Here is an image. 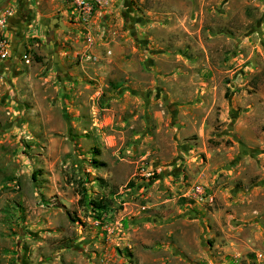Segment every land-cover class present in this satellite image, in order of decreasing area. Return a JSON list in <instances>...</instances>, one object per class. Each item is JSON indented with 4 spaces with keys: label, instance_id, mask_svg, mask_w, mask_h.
Instances as JSON below:
<instances>
[{
    "label": "rangeland",
    "instance_id": "1",
    "mask_svg": "<svg viewBox=\"0 0 264 264\" xmlns=\"http://www.w3.org/2000/svg\"><path fill=\"white\" fill-rule=\"evenodd\" d=\"M35 1L0 60V264H257L264 0H108L92 43Z\"/></svg>",
    "mask_w": 264,
    "mask_h": 264
},
{
    "label": "built area",
    "instance_id": "2",
    "mask_svg": "<svg viewBox=\"0 0 264 264\" xmlns=\"http://www.w3.org/2000/svg\"><path fill=\"white\" fill-rule=\"evenodd\" d=\"M68 7L67 19L71 24L77 25L83 34V38L92 43L94 40V16L97 11L108 5V0H64ZM15 9L12 5H1L0 0V60L7 59L13 55L11 50V42L7 35V21L14 13ZM100 29V27L96 28ZM15 56V55H14ZM24 61L29 62L27 54H22ZM204 193L200 184H193L187 192V196L196 199ZM254 258L257 264H264V249L254 252Z\"/></svg>",
    "mask_w": 264,
    "mask_h": 264
},
{
    "label": "crops",
    "instance_id": "3",
    "mask_svg": "<svg viewBox=\"0 0 264 264\" xmlns=\"http://www.w3.org/2000/svg\"><path fill=\"white\" fill-rule=\"evenodd\" d=\"M54 1V0H50ZM64 0H58L57 3L61 5L60 16L62 17L63 22L67 21V5H63ZM125 1L122 2V4ZM1 5H12L15 9L14 13L8 18L7 21V29L16 39L23 40L24 37H43V24L42 21V12L40 8L37 6V2L35 0H1ZM97 11L95 13L94 18H96ZM44 19V18H43ZM70 28L68 27L67 30ZM59 28H55L53 31L49 30V35L52 37L55 33H57ZM18 47V46H17ZM11 50L13 51V55L8 57L6 60L10 62L16 61L15 58V44L11 43Z\"/></svg>",
    "mask_w": 264,
    "mask_h": 264
},
{
    "label": "water",
    "instance_id": "4",
    "mask_svg": "<svg viewBox=\"0 0 264 264\" xmlns=\"http://www.w3.org/2000/svg\"><path fill=\"white\" fill-rule=\"evenodd\" d=\"M48 27L50 30L59 28L62 30H67L68 27L64 24L62 17L59 15H53L48 19Z\"/></svg>",
    "mask_w": 264,
    "mask_h": 264
},
{
    "label": "trees",
    "instance_id": "5",
    "mask_svg": "<svg viewBox=\"0 0 264 264\" xmlns=\"http://www.w3.org/2000/svg\"><path fill=\"white\" fill-rule=\"evenodd\" d=\"M84 195L85 194L83 193V196H82L83 198L85 197ZM108 204H109V201H107V200H105V201H102L101 199H98V200L92 199V200H90V205H92L99 213L102 210L106 209Z\"/></svg>",
    "mask_w": 264,
    "mask_h": 264
}]
</instances>
